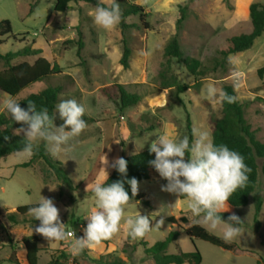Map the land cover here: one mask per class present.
Masks as SVG:
<instances>
[{
	"label": "rangeland",
	"instance_id": "1",
	"mask_svg": "<svg viewBox=\"0 0 264 264\" xmlns=\"http://www.w3.org/2000/svg\"><path fill=\"white\" fill-rule=\"evenodd\" d=\"M16 1L21 2L20 8L16 7ZM127 1L144 8L148 29L140 26L136 16L125 18V23L136 24L138 27L125 32L131 53L129 67L124 69L120 65L123 50L120 22L111 30L96 25V6L92 3H70L71 10L66 15H74L77 26L68 28L67 19H54V25L43 27L54 13L52 3L48 0H40L34 20L26 22L22 20L21 12L27 13V0H0V21L10 22L14 37L5 38L4 44L0 46V54L15 53L25 46L33 47L40 54L17 57L11 63H32L41 57L59 69V73L24 88L14 98L0 92V113L5 110V99L20 100L47 87H59V101L76 100L85 107L84 116L92 120L81 135L70 142L74 145L71 153L59 158L51 156L62 163L73 190L56 181L41 160L34 161L32 167L24 168L21 165L27 163L30 157L19 152L0 159V214L5 208L37 204L41 195L49 198L55 194L57 188L62 191V196H58L57 192L53 201L60 210V215L65 214L63 219L66 230L74 232V236L67 238L70 251L75 254L73 256L68 253L70 258H74V261L71 260L74 264H154L151 257L145 255L144 247L140 244L151 247L164 240L171 231L178 232V237L167 247V254L192 253L196 250L200 254V264H260L261 260L264 261V203L261 226H255L253 214L254 197L262 194L261 167L264 158L257 159V186L254 194L249 197L248 204L245 207L229 208L244 223L241 226V235L228 243L235 245L230 251L197 238H189L186 230L197 224L209 234L223 240L224 225L212 229L198 223L202 218L192 215L187 199L180 200L177 194L162 191L161 187L167 181L165 184L154 177L139 183V192L146 194L144 200L148 202V206L140 201H132L125 211L126 218L140 214L149 216L153 226L151 231L143 238L133 239L128 235L127 226L122 221L116 235L91 248L90 256L98 258L97 263L84 257L85 249L74 250V241L84 237V230L79 231L72 219L75 217L86 228V218L96 207L94 194L89 191L103 180L105 171L108 173L111 169L109 164L102 165L104 157H114L128 138L132 139L135 147L131 154L149 150L151 142L158 134L157 129L144 132L141 137L139 135L147 125H155L162 119L176 123L177 139L187 136V109L195 115L193 129L207 131L211 138L212 124L220 117L221 108L218 96L216 99L207 97L206 90L209 85L215 87L218 93L224 83L232 86L250 130L254 132L256 140L264 144V33L254 41L250 49L230 55L226 70L216 69L197 79L186 71L183 64L172 59V74L180 84L191 87L178 95V99L174 88L160 89L162 79L158 78L166 60L163 57L164 47L175 33L178 7L185 8V19L177 33L181 51L184 56L199 61L207 70L212 69L211 60L230 37L250 31L247 8L242 7L237 0H173V4L167 8L162 6L163 0ZM110 3L111 0H105L104 5L108 6ZM78 40L82 43L79 56ZM4 68L5 64L0 61V71ZM260 69L263 71L261 77L257 73ZM113 85H118L129 94L138 95L139 102L120 111L117 90L111 89ZM140 117H145L146 124L141 123ZM43 180L49 185H45ZM168 205L174 206L167 207ZM170 217L174 219V223L167 221ZM160 219L164 223L161 227H155ZM29 221L31 217L22 226L31 228L33 224ZM22 234L17 233L15 238L18 239ZM1 247L3 245L0 244ZM39 247H46L47 252H40L38 264H45L50 260L49 253L58 255L60 244L59 240L50 242L43 238ZM244 250L247 253L242 252ZM10 254L8 247L0 250V264H15L8 260ZM12 259H15V255Z\"/></svg>",
	"mask_w": 264,
	"mask_h": 264
},
{
	"label": "trees",
	"instance_id": "2",
	"mask_svg": "<svg viewBox=\"0 0 264 264\" xmlns=\"http://www.w3.org/2000/svg\"><path fill=\"white\" fill-rule=\"evenodd\" d=\"M48 1L52 2V10L55 13H63L71 10L70 3L72 2L76 3L79 1H83L86 3H92L94 6H97V4L99 3V0ZM37 3L38 0H27L28 10L26 15H30L33 12L34 8L37 6ZM118 3L121 9V19L119 26L121 30V35L123 37V50L120 59V65L122 66V68L127 69L129 67L128 61L130 58L131 51L128 47L125 32L128 29L138 27V25L127 24L124 20L127 17L136 16L138 22L140 23V26L147 30L148 24L145 21V19L147 18V13L145 12L142 6L132 2H128L127 0H122ZM178 14V18L175 21V33L165 45L163 50V57L166 59L165 63L162 65V68L158 73L159 80L162 79V81L160 82V89L174 88L175 93L177 94V99L179 98L178 95H181L191 87L186 84H180L176 76L172 74L170 65L172 59H175L179 63L183 64L186 71L195 79H197L206 75L208 72L215 71L216 69L226 70V66L228 64L227 59L230 55L238 54L250 49L254 41L264 33V0H262L261 2H253L248 7V15L251 26L250 31L248 33H242L230 37L227 40L226 45L223 48L219 49L216 52V56L211 60L212 69L207 70L206 67L202 66L199 61L184 56L183 52L181 51V48L177 41V33L180 30L181 25L185 19V8L178 7ZM78 35L80 34L78 33ZM7 37H13L11 33V25L8 20H2L0 21V46L4 44L5 38ZM81 47L82 43L78 40V56L80 55ZM38 54H40L39 50L31 49L28 46L23 47L15 53H6L4 55L0 54V61L5 64V68L0 71L1 93L11 98H14L24 88L59 73V69L56 65L50 64L47 60L41 57H38L36 60H34L32 64H29L28 62H20L17 64L11 63L12 60L17 57H32L37 56ZM257 73L258 76L261 77L263 74L262 69L258 70ZM111 89L117 90V102L119 104L120 111L135 106L140 100V97L138 95L129 94L122 90V88L118 85L111 86ZM221 90L227 92L229 95L235 96L233 88L229 84L224 83L222 85ZM59 95V87H47L37 93L29 94L23 97L22 99L16 101L19 102L20 106L25 109H27L28 101L35 102V104L37 105V110L46 107L49 110V114L51 116L56 117L55 123L59 126L62 123L56 112V106L60 103ZM220 108L221 115L212 124L211 139L214 144L227 145L229 149L241 154L244 158L246 165L250 169V171L247 173L248 181L246 185L243 188L238 189L235 193H233L228 201L230 207H245L248 203L249 197L254 194L256 190L258 180L257 159L264 158V144L256 140L254 132L250 130L249 125L244 119L242 107L237 100L231 104L227 102H220ZM144 118L145 117H140V120L141 123L146 124ZM83 119L86 121L87 124L92 122V120L86 116H83ZM22 126L23 125L16 123L12 119L11 114L7 112L6 109L0 113V159L8 156L11 153L19 152V150L24 147L23 136L15 134V129ZM159 127L160 123H156L155 125H147L143 132L153 131ZM186 132L187 137L189 138V141L191 143V141L193 140V135L188 115L186 118ZM5 137H8V139L6 140ZM121 157L128 162L127 176H121V174L115 168L111 167L110 171L108 172L107 183L110 184L117 180H124L125 190L129 193V196L131 197V187L127 183V180L135 177L140 183L141 181H146L154 177L157 171L154 169V167L149 164V161L153 160L155 158V155L150 154L149 150H144L139 153L132 154L128 157ZM36 160H41L45 164L49 174L54 176L56 181H58L64 187L73 190L71 186V180L68 177L66 171L64 170L62 163L51 157V155L46 150L44 142L38 143V146H34V154L30 156V160L27 163H24L21 166L24 168L32 167L33 162ZM39 174L41 173L39 172ZM261 175L262 194L256 195L254 197L253 222L255 226H259L258 216L264 198V164H262L261 167ZM105 180L106 176L101 182H104ZM89 192L93 194L91 189ZM58 196H62L61 190H58ZM184 199L186 198H180V200ZM132 201H140L143 205L148 206V202L143 199V196L141 194H138L136 197H133ZM36 205L37 204L19 206L15 209L14 212L7 213L4 216V220L11 225L18 224L22 221L21 218L24 220V217L28 213V209ZM229 216L230 215L227 213H221V219L225 222H228ZM167 221L169 223H174V219L172 217L168 218ZM182 221L186 222L185 219H182ZM32 222L39 226L40 222L38 220L32 219ZM243 225L244 223H242L240 227ZM34 228L35 227H32V231ZM5 229V226L0 222V231H5ZM33 234V236L22 237L20 239V243L22 244L25 250V260L27 264L37 263L38 248L36 242L41 237V235L36 234L34 231ZM186 235L189 238L200 239L227 251H230L232 248H234V244L225 243L220 238L209 234L204 228L197 224H193L192 226H190L186 230ZM177 237L178 232L171 231L165 237L164 240L156 242L151 247H147L146 244L140 245L144 247L145 255L151 257V259L154 261V264H200V254L196 250L192 253H166L167 247L171 243H174ZM63 241L64 240H59V244L61 247L63 246ZM13 256L14 253L12 252L9 261L16 262L12 259ZM69 258L70 255L65 252L62 247V249L59 250L57 256H51L50 262L48 264H59L65 260L74 261V258ZM91 262L97 263L99 262V260H91Z\"/></svg>",
	"mask_w": 264,
	"mask_h": 264
},
{
	"label": "clouds",
	"instance_id": "3",
	"mask_svg": "<svg viewBox=\"0 0 264 264\" xmlns=\"http://www.w3.org/2000/svg\"><path fill=\"white\" fill-rule=\"evenodd\" d=\"M104 3L105 0H99L95 7L94 22L105 30H111L120 22V5L117 0H111L108 6H103ZM206 91L209 99H216L218 96L220 102L231 104L236 101L235 96L222 90L218 93L211 85ZM4 107L16 123L23 125L15 129V134H23L24 147L19 150V154L24 156H32L34 146H38L41 141L53 158L67 155L74 148L70 142L87 128L83 119L86 109L74 99L63 100L56 106V112L62 121L59 126L55 123L56 117L51 116L46 107L37 110L33 101H28L25 109L15 99L9 98L5 99ZM192 135L191 143L187 136L179 139L168 133L156 136L149 147V153L154 154L155 158L149 164L167 181L161 187L162 191L186 198L192 215L202 218L198 223L212 229L224 225L222 238L230 243L241 235L240 225L243 221L232 214L228 217V222H225L221 219V213L229 210L228 201L232 194L246 185L250 169L241 154L229 149L227 145L214 144L207 131L194 128ZM127 163L124 158L119 157L112 162L111 167L126 177ZM104 164H108L106 157ZM105 174L106 180L96 183L91 189L96 207L86 218L88 223L84 229V237L74 241L75 251L98 246L111 239L120 231L122 221L133 239L143 238L153 228L149 216L140 214L125 217L126 207L138 195L139 181L135 177L127 180L131 187L130 197L125 190L124 180L108 184V173L105 171ZM27 214L40 222L33 231L50 242L74 236V232L67 231L66 224L61 222L60 210L51 198L41 195L37 205L30 207ZM163 223L164 220L160 219L155 227H161Z\"/></svg>",
	"mask_w": 264,
	"mask_h": 264
},
{
	"label": "crops",
	"instance_id": "4",
	"mask_svg": "<svg viewBox=\"0 0 264 264\" xmlns=\"http://www.w3.org/2000/svg\"><path fill=\"white\" fill-rule=\"evenodd\" d=\"M51 2V1H50ZM237 2L242 6V7H245V8H247V11H248V7H249V5L251 4V3H253V1L252 0H237ZM52 3V2H51ZM39 4H40V0H38V3H37V6L34 8V10H33V12L30 14V15H26V14H24V12L22 11V9H21V17H22V20H24V22H26L27 20H34V18H35V11L37 10V8H38V6H39ZM173 4V0H163V3H162V6L165 8H167V7H170L171 5ZM15 5H16V7H18V8H20L19 6L21 5V2H15ZM53 7V4H52V6H51V8ZM53 11V10H52ZM67 12L68 11H66V12H63V13H53L52 15H51V18H50V20H48V21H46L44 24H43V27H45V26H47V25H49V24H55L54 22H53V20L54 19H59V20H64V19H67L68 20V28H71V27H76L77 26V22H76V19H75V17H74V15H72V16H69V15H66L67 14ZM61 17V18H60ZM248 17H249V15H248ZM41 23H39V25H40ZM42 25V24H41ZM31 49H35V48H33V47H30ZM35 50H38V49H35ZM34 62V61H33ZM32 62V63H33ZM32 63H29V64H32ZM37 83V82H36ZM187 114H188V117H189V119H190V123H191V129H193V127H194V117H195V115L191 112V110H189V109H187ZM194 112V111H193ZM181 118H183V115L181 114ZM92 122H90V123H88V124H91ZM87 124V125H88ZM205 124H206V121H205ZM157 129V132H158V134L156 135V136H158V135H160V134H163V133H168V134H170L171 136H174V137H176L177 138V126H176V123H174V122H172L171 120H164V119H162V121H160V127L159 128H156ZM143 133L144 132H142L139 136L141 137L142 135H143ZM157 138V137H156ZM155 138V139H156ZM154 139V140H155ZM82 142L84 143L85 141L84 140H82ZM132 149V150H131ZM134 149H135V147H134V145H133V141H132V139H130V138H128V139H126L125 140V142L123 143V147H122V149L120 150V151H118L116 154H115V156L114 157H106L107 158V161H108V164H109V166L112 164V162L116 159V158H119V157H121V156H124V157H128V156H130V155H132L131 154V151H134ZM144 151V150H143ZM134 154H136V152H134ZM102 165L104 166L105 164H104V162L102 163ZM154 178H158L159 180H161L163 183H165L166 184V180H164V179H162L161 177H160V175H159V173L158 172H156V175L154 176ZM45 185H49V184H47V183H45L44 181H42ZM143 181H141L140 183H142ZM58 192V190H57V188H56V190H55V194L54 195H51L49 198H51V199H53L54 200V196L56 195V193ZM138 194H141L142 196H143V199L146 197V194L145 193H142V192H138ZM263 203H264V200H263ZM263 203H262V206H263ZM248 204V203H247ZM77 205V204H76ZM262 206H261V209H260V212H259V216H258V222H259V225L261 226L262 225V221H261V218H262ZM17 207H9V208H5V211H3V212H1V214H3V215H1L0 214V222L5 226V231H0V244L1 245H3V247H1L0 248V250H2L3 248H6V247H8L10 250H11V253L13 252L14 253V255H15V261L16 262H13V261H10V262H13V263H15V264H21V262L23 263V264H27L26 263V260H25V250H24V247L22 246V244L20 243V239L22 238V237H29V236H33L34 234H33V231H32V227H36L37 226V224H34L33 222H32V217L31 216H29L28 214L24 217V220L21 218V222L20 223H18V224H15V225H11V224H9V223H7L5 220H4V216L7 214V213H12V212H14L15 211V209H16ZM77 208H78V205H77ZM229 208H233V207H230L229 206ZM240 208V207H239ZM63 209H64V207H63ZM223 213H227V214H229V215H232V214H235V213H233L232 211H230V210H228V211H226V212H223ZM65 215V214H64ZM64 215H60L61 216V222L62 223H66L65 222V220L63 219V217H64ZM30 217H31V221H29L30 223H32L33 225H32V227L31 228H29L28 226L27 227H23L22 226V223H25V222H27V220H29L30 219ZM26 220V221H25ZM75 221V227L76 228H78L79 229V231H83L84 229H85V226L83 225V224H81L77 219H75V217L72 219V222H74ZM260 221H261V223H260ZM5 222V223H4ZM83 227H84V229H83ZM23 233L22 234V236H20L18 239L17 238H15V235L17 234V233ZM69 232H71V231H69ZM4 238H6V239H4ZM44 237H40L38 240H37V242H36V245H37V248H38V253H37V263L36 264H38V255L40 254V252H44V253H46L47 251H46V247H39V243H40V241L43 239ZM68 238H71V237H68ZM225 242V241H224ZM69 244V242L67 241V239H65L64 241H63V250L65 251V252H67V253H70V254H72L73 256L75 255L74 253H72L71 251H70V246L68 245ZM62 247L60 246V248H59V250L60 249H62ZM92 249L94 248V246L93 247H91ZM91 248H85V250H86V254L84 255V257L87 259V260H89V261H91V260H94V261H97L98 260V258H95V257H91L90 256V252H91ZM234 248H235V245H234ZM234 248H232V249H234ZM231 249V250H232ZM100 252H104V251H100ZM242 252H244V253H247V251L246 250H244V251H242ZM51 253H54V252H51ZM51 253H49V258L51 259V256L53 255H50ZM99 253V252H98ZM11 255V254H10ZM9 258H10V256H9ZM9 258H8V260H9ZM50 262V260H48V262H45V264H48ZM260 264H264V261L263 260H261V262H260Z\"/></svg>",
	"mask_w": 264,
	"mask_h": 264
},
{
	"label": "built area",
	"instance_id": "5",
	"mask_svg": "<svg viewBox=\"0 0 264 264\" xmlns=\"http://www.w3.org/2000/svg\"><path fill=\"white\" fill-rule=\"evenodd\" d=\"M59 264H74V263L71 260H65V261H62Z\"/></svg>",
	"mask_w": 264,
	"mask_h": 264
}]
</instances>
